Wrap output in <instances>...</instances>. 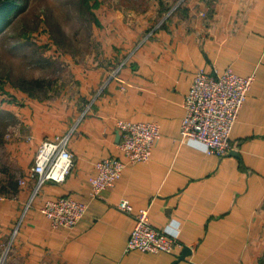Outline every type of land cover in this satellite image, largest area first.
I'll use <instances>...</instances> for the list:
<instances>
[{
    "label": "crops",
    "instance_id": "crops-1",
    "mask_svg": "<svg viewBox=\"0 0 264 264\" xmlns=\"http://www.w3.org/2000/svg\"><path fill=\"white\" fill-rule=\"evenodd\" d=\"M133 19H101L100 53L72 72L83 94L68 112L37 105L31 114L24 106L25 133L8 144L24 182L0 198V264L264 261V0H183L150 28ZM197 68L253 75L222 158L198 140L178 139L182 97ZM117 119L156 122L160 137L146 161L127 163L112 186L90 198L95 162L109 155L125 161ZM65 132L71 171L61 183H43L25 207L38 142ZM63 195L86 209L73 227L52 228L39 202ZM120 198L133 210L147 207L152 226L180 246L172 253L124 251L133 218L115 207Z\"/></svg>",
    "mask_w": 264,
    "mask_h": 264
},
{
    "label": "rangeland",
    "instance_id": "rangeland-1",
    "mask_svg": "<svg viewBox=\"0 0 264 264\" xmlns=\"http://www.w3.org/2000/svg\"><path fill=\"white\" fill-rule=\"evenodd\" d=\"M182 1H15L9 21L0 27V198L21 185L22 163L9 157L8 144L25 133L24 106L31 114L37 105L68 112L71 100L83 94L72 72L91 66L100 53L101 19L133 15L150 28Z\"/></svg>",
    "mask_w": 264,
    "mask_h": 264
},
{
    "label": "built area",
    "instance_id": "built-area-1",
    "mask_svg": "<svg viewBox=\"0 0 264 264\" xmlns=\"http://www.w3.org/2000/svg\"><path fill=\"white\" fill-rule=\"evenodd\" d=\"M253 75H238L230 68L218 73L197 68L187 92L182 97L183 115L179 124L178 139H193L205 145L207 154L222 158L232 148L230 129L246 98ZM119 134L117 147L125 161L117 156H104L94 164V174L88 178L89 197L95 198L101 190L110 187L120 176L124 166L146 161L160 137L159 127L153 121L117 119ZM69 132L41 139L35 149L27 178L33 187L25 207L32 204L41 185L47 181L61 183L72 169L73 155L68 149ZM21 184L24 179L20 180ZM86 203L69 195L39 202V210L52 228L73 227L82 217ZM115 207L133 218L124 251L139 250L150 253H172L179 241L153 227L148 208L133 210L128 199L120 198Z\"/></svg>",
    "mask_w": 264,
    "mask_h": 264
},
{
    "label": "trees",
    "instance_id": "trees-1",
    "mask_svg": "<svg viewBox=\"0 0 264 264\" xmlns=\"http://www.w3.org/2000/svg\"><path fill=\"white\" fill-rule=\"evenodd\" d=\"M16 0H0V27L10 19V14L16 6Z\"/></svg>",
    "mask_w": 264,
    "mask_h": 264
}]
</instances>
